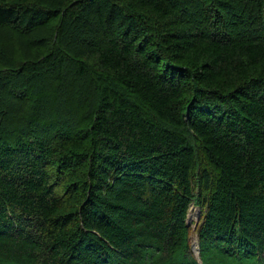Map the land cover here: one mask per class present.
Masks as SVG:
<instances>
[{"label":"trees","instance_id":"16d2710c","mask_svg":"<svg viewBox=\"0 0 264 264\" xmlns=\"http://www.w3.org/2000/svg\"><path fill=\"white\" fill-rule=\"evenodd\" d=\"M0 264H264V0H0Z\"/></svg>","mask_w":264,"mask_h":264},{"label":"rangeland","instance_id":"374dc122","mask_svg":"<svg viewBox=\"0 0 264 264\" xmlns=\"http://www.w3.org/2000/svg\"><path fill=\"white\" fill-rule=\"evenodd\" d=\"M13 40H14L13 42H16L15 38H13ZM200 214H201L200 210L196 206H193L192 209H191L190 221L191 222L192 221L193 222H197ZM194 246H195L196 253H198V245H197V243H195Z\"/></svg>","mask_w":264,"mask_h":264}]
</instances>
